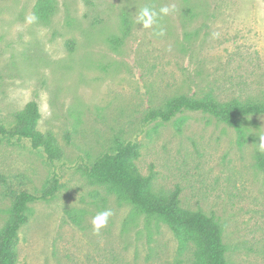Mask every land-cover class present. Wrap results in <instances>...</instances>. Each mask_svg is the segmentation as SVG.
<instances>
[{
	"label": "rangeland",
	"instance_id": "374dc122",
	"mask_svg": "<svg viewBox=\"0 0 264 264\" xmlns=\"http://www.w3.org/2000/svg\"><path fill=\"white\" fill-rule=\"evenodd\" d=\"M37 1L0 0V119L37 101L39 128L57 137L67 165L57 195L31 204L17 264H190L166 223L136 215L74 166L117 139L138 142L135 164L155 192L180 186L184 209L220 223L227 264H264V114L240 121L244 144L236 126L208 112L146 120L180 94L264 99V0H56L49 21L36 15ZM164 6L175 10L152 28L136 22L140 9ZM50 172L27 142L0 141V173L24 175L40 190ZM9 206L0 185V230ZM106 210L97 235L92 220Z\"/></svg>",
	"mask_w": 264,
	"mask_h": 264
},
{
	"label": "trees",
	"instance_id": "16d2710c",
	"mask_svg": "<svg viewBox=\"0 0 264 264\" xmlns=\"http://www.w3.org/2000/svg\"><path fill=\"white\" fill-rule=\"evenodd\" d=\"M56 11V0H38L35 5L36 15L44 21H49ZM129 31L130 21L126 19L125 33ZM110 41L115 45L121 43L118 37ZM186 110L208 112L236 126L238 142L244 144L248 140L247 132L239 123L248 116L263 115L264 99L255 96L221 99L213 90L201 98L180 94L169 99L164 107L150 109L146 120L169 122ZM12 117L11 121L0 119V141L27 142L32 149L44 154L51 172L40 190L24 175L0 173L3 196L10 200L8 220L0 230V264L18 263L20 232L31 220V204L50 201L57 195L62 186L63 166L67 165L64 149L57 137L39 128L41 110L37 101H30ZM138 156L136 140L117 139L112 150L102 153L94 162L81 157L74 166L115 195L120 203L131 205L136 215L166 223L177 241L178 252L185 255L191 252L190 264H227L220 223L202 210L184 209L180 186L168 193L155 192L152 177L143 175L135 164ZM259 161L264 167V156H260ZM70 217L79 225L83 222L78 214H70Z\"/></svg>",
	"mask_w": 264,
	"mask_h": 264
},
{
	"label": "clouds",
	"instance_id": "9594fccd",
	"mask_svg": "<svg viewBox=\"0 0 264 264\" xmlns=\"http://www.w3.org/2000/svg\"><path fill=\"white\" fill-rule=\"evenodd\" d=\"M174 10H175L174 6L172 8L168 6L161 7L158 12L152 8L144 7L139 10L138 16L136 17V22L139 24H142L143 28L149 29V28H152L153 25L158 24L159 18L169 15L170 12ZM27 19H28V23H34L36 21L35 16H29ZM156 34L161 35V36L164 35L163 28H161L160 31ZM212 35H213V38H218L220 34L214 32ZM258 136H259V142H258L257 150L260 153H264V134H259ZM111 214L112 213L110 210H106V211L100 212L93 218L92 220L93 231L97 235L100 234V230L102 228L106 227L108 218L111 216Z\"/></svg>",
	"mask_w": 264,
	"mask_h": 264
}]
</instances>
